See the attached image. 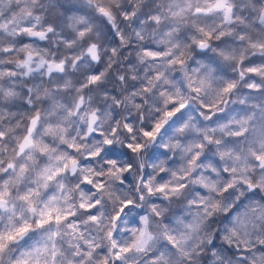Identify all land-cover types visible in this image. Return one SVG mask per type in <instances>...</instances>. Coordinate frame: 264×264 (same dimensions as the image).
<instances>
[{
    "label": "clouds",
    "instance_id": "1",
    "mask_svg": "<svg viewBox=\"0 0 264 264\" xmlns=\"http://www.w3.org/2000/svg\"><path fill=\"white\" fill-rule=\"evenodd\" d=\"M0 264H264V0H0Z\"/></svg>",
    "mask_w": 264,
    "mask_h": 264
}]
</instances>
